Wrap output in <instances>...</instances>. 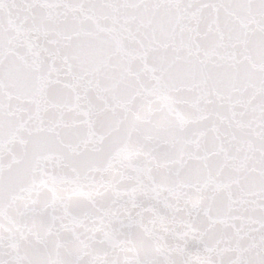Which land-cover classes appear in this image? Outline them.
I'll return each instance as SVG.
<instances>
[{"label": "snow or ice", "instance_id": "1", "mask_svg": "<svg viewBox=\"0 0 264 264\" xmlns=\"http://www.w3.org/2000/svg\"><path fill=\"white\" fill-rule=\"evenodd\" d=\"M0 264H264V0H0Z\"/></svg>", "mask_w": 264, "mask_h": 264}]
</instances>
